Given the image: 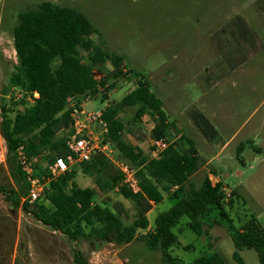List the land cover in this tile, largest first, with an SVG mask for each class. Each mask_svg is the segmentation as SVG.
<instances>
[{
  "label": "rangeland",
  "instance_id": "1",
  "mask_svg": "<svg viewBox=\"0 0 264 264\" xmlns=\"http://www.w3.org/2000/svg\"><path fill=\"white\" fill-rule=\"evenodd\" d=\"M41 1L46 0H0V96L1 88L6 86V99L18 100L22 95L8 83L13 66L18 63L13 47L18 13L35 8ZM47 1L81 11L97 30L92 34L93 40L101 41L108 52L122 56L123 71H127L108 90L105 99L102 93L93 98H67L68 107L72 110L73 106L81 104L85 111L98 112L119 101L143 75L162 101L169 121L175 125L169 138L175 139L178 134L191 138L203 159L210 161L191 176L194 186L201 184L207 171L214 170L222 183L234 191L233 195L228 189L225 193L223 206L229 218L219 223L221 218L217 212L209 211L201 235L187 227L188 218L183 216L172 228L179 243L171 248V254L189 262L216 251L225 261L238 264L232 259L235 247L231 231L250 216L264 229V0ZM239 18L245 21L249 30L244 29L252 39L247 46L242 45L240 38L231 36V29L226 28L231 24L240 26ZM81 58L86 62L84 53ZM106 67L110 68L108 62ZM94 76L99 78L101 74L94 70ZM193 107L201 110L215 126L218 131L215 139H207L196 128L190 117ZM132 114L133 110L128 109L119 111L117 116L128 120ZM137 123L145 138L136 141L126 131L123 138L154 157L150 137L153 122L143 116ZM91 127L103 140L100 121H95ZM224 141L228 142L221 150L219 145ZM242 145L238 153V146ZM253 148L261 149L255 152ZM118 157L116 153L112 161L107 158L117 169ZM76 167L77 163L69 168ZM76 171L73 180L81 187L96 189L97 202L104 201L108 206L120 202L126 209L122 219L129 223L134 218L132 202L115 190L100 192L94 176ZM0 183L18 192L22 189L13 178L1 134ZM171 200V196H165L147 213L149 226L154 224L157 213L169 208ZM79 247L90 264H161L160 253L147 249L138 240L117 245L85 236ZM237 252L243 264H261L255 250L243 248ZM0 264H74L73 243L58 231L41 225L19 207L15 208L0 193Z\"/></svg>",
  "mask_w": 264,
  "mask_h": 264
},
{
  "label": "trees",
  "instance_id": "2",
  "mask_svg": "<svg viewBox=\"0 0 264 264\" xmlns=\"http://www.w3.org/2000/svg\"><path fill=\"white\" fill-rule=\"evenodd\" d=\"M237 20L241 22L240 26L231 24L226 28L231 29V36L240 38L242 45L247 46L252 40L245 31L247 25L243 19ZM94 33L97 30L89 19L71 6L46 0L18 13L13 28V47L18 63L13 66L8 83L18 88L22 95L18 100L6 99L7 87L1 88L0 134L13 178L22 189L18 192L0 183V193L15 208L19 207L41 225L68 238L73 243L74 264H90L79 247L85 236L117 245L138 240L147 249L160 253L161 264H231L216 251L199 255L189 262L171 254V248L179 243L172 228L183 216L188 218L187 227L201 235L203 225L207 223L206 213L216 211L222 224L229 215L223 206L226 196L220 181L212 184L208 175H204L198 187L192 183L191 176L204 164L203 157L191 138L183 134L169 138L175 125L169 121L162 109V101L143 75L131 91L101 111L105 123L102 141L111 144L119 159L134 168L139 190L134 192L126 187L120 170L98 152L77 163L78 168L51 176L48 166L54 158L69 153L66 134L71 133L72 126L67 98H93L102 93L105 99L116 80L127 74L123 71L122 56L108 52L101 41H94ZM82 53L86 62L81 58ZM107 62L110 68L106 67ZM94 70L101 74L99 78L94 76ZM128 109L133 110L130 119L122 120L117 116L119 111ZM143 116L153 122L152 140L169 139L168 145L156 157L144 153L137 144L125 141L122 135L126 131L136 141H142L145 133L137 122ZM190 117L207 139L217 137L218 131L201 110L191 108ZM19 153L31 167L32 174L44 182L40 197L32 202L24 197L30 184L28 175L21 168ZM76 170L94 176L100 192L115 190L132 202L134 218L129 223L122 219L126 209L120 202L110 206L104 201L97 202L96 189L81 187L73 180ZM233 194L231 190L230 195ZM165 196H171L173 203L157 213L154 224L149 226L147 213ZM230 238L235 247L234 261L243 264L237 251L248 248L255 250L259 262L264 264V229L253 216L232 230Z\"/></svg>",
  "mask_w": 264,
  "mask_h": 264
},
{
  "label": "built area",
  "instance_id": "3",
  "mask_svg": "<svg viewBox=\"0 0 264 264\" xmlns=\"http://www.w3.org/2000/svg\"><path fill=\"white\" fill-rule=\"evenodd\" d=\"M102 110L98 112L85 111L81 104H79L78 107H72L70 112L72 131L66 139L69 153L65 157L56 156L52 164L48 166L52 177L65 172L73 164L88 160L93 153H102L106 158L111 161L113 160L112 156L117 153L116 150L111 144L103 142L102 139L93 132L91 127L95 121L99 120L102 125V132L105 131V123L101 119ZM168 143L169 139H153L151 144L152 155L156 157L158 153L168 145ZM19 160L22 170L28 175V181L30 184L27 200L32 202L40 197L44 182L32 174L31 167L24 162V157L21 153H19ZM118 160V167L122 173L124 185L134 192L138 191L139 187L134 168L120 160L119 157Z\"/></svg>",
  "mask_w": 264,
  "mask_h": 264
},
{
  "label": "crops",
  "instance_id": "4",
  "mask_svg": "<svg viewBox=\"0 0 264 264\" xmlns=\"http://www.w3.org/2000/svg\"><path fill=\"white\" fill-rule=\"evenodd\" d=\"M227 142L228 141H224V142H222L219 146H220V149L222 150L225 146H226V144H227ZM247 142H249V140L247 141ZM244 147V145H242V146H238V153H240V151L242 150V148ZM261 149V148H260ZM253 150L255 151V152H260V151H257L258 149L257 148H253ZM218 153H216V155H217ZM216 155H214V156H216ZM204 160V159H203ZM209 160H207V161H205L204 160V164L203 165H207V164H209ZM202 165V166H203ZM211 173H212V175H211ZM211 173L209 172V171H207L206 172V175H208V177H209V179H210V181H211V183L212 184H214L215 182H217V181H220L221 183H222V180L218 177V176H216L215 174H214V170H212L211 171ZM214 179H213V178ZM222 189L225 191V193H226V189H228L227 188V185L226 184H224V183H222ZM228 190H230V192H231V189H228ZM229 192V193H230ZM228 193V194H229ZM237 193V192H236Z\"/></svg>",
  "mask_w": 264,
  "mask_h": 264
},
{
  "label": "water",
  "instance_id": "5",
  "mask_svg": "<svg viewBox=\"0 0 264 264\" xmlns=\"http://www.w3.org/2000/svg\"><path fill=\"white\" fill-rule=\"evenodd\" d=\"M36 96H37V93H36Z\"/></svg>",
  "mask_w": 264,
  "mask_h": 264
}]
</instances>
